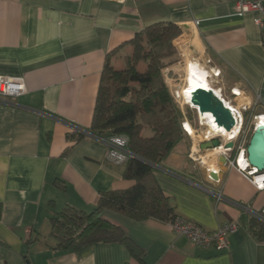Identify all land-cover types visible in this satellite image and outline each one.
<instances>
[{
    "label": "crops",
    "instance_id": "obj_1",
    "mask_svg": "<svg viewBox=\"0 0 264 264\" xmlns=\"http://www.w3.org/2000/svg\"><path fill=\"white\" fill-rule=\"evenodd\" d=\"M237 1L0 0V76L26 82L23 95L0 99V264H264V240L248 225L252 215L234 203L260 210L264 191L227 162L204 158L207 150L192 159L193 141L185 133L154 165V176L176 215L207 232L238 220L228 247L196 245L170 221L137 220L109 209L102 215L123 228L139 255L120 242L62 250L52 235L56 211L67 205L91 211L101 192L134 184L124 175L125 164L106 159L102 143L70 134L75 127L88 131L108 52L148 25L176 23L182 35L193 37L199 62L221 70L227 99L238 87L242 103L252 107L246 117L264 113L259 12L237 15ZM208 168L218 170L220 181L209 179Z\"/></svg>",
    "mask_w": 264,
    "mask_h": 264
},
{
    "label": "trees",
    "instance_id": "obj_2",
    "mask_svg": "<svg viewBox=\"0 0 264 264\" xmlns=\"http://www.w3.org/2000/svg\"><path fill=\"white\" fill-rule=\"evenodd\" d=\"M181 34V28L174 22H156L106 55L87 130L94 136L129 137L128 146L136 157L124 163V175L133 179L134 184L127 189L101 192L91 211L71 205L56 211L51 223L58 249L81 252L94 243L120 242L139 255L138 247L123 228L106 219L103 211L109 209L137 220L171 221L177 217L154 176V165L165 160L184 138L181 127L184 114L162 73L165 59L174 53L173 41ZM127 45L131 51L124 56L123 66L116 67L112 59ZM140 64H145V68L139 69ZM84 135L74 130L70 137L79 139ZM248 225L254 236L264 240L263 220L250 216Z\"/></svg>",
    "mask_w": 264,
    "mask_h": 264
},
{
    "label": "built area",
    "instance_id": "obj_3",
    "mask_svg": "<svg viewBox=\"0 0 264 264\" xmlns=\"http://www.w3.org/2000/svg\"><path fill=\"white\" fill-rule=\"evenodd\" d=\"M259 12V16L256 17L255 23L257 24L261 39L264 44V4L261 0H238L235 5V13L237 15H243L247 12ZM196 23L198 21H195ZM179 39V38H178ZM210 62V61H209ZM204 66V63H203ZM210 69V81L212 79L221 77V70L215 67H209ZM166 73V81L168 79L172 81L170 88L171 95L175 103L182 110L184 117L181 121V127L184 133L189 136L193 141V148L191 151V157L194 160H197L198 155L201 150V143L207 140H212L217 138L220 140V145L212 148L217 150L215 152L214 159L219 161V156L223 155L227 159V163L232 167L236 168L246 179H248L256 188L257 191H264V170H259L256 166H253L247 156V145L250 133L259 126L264 113H253L252 119L249 125H247L246 113L252 108L250 104L238 102L237 99L244 96V93L238 87L230 88V93L232 99H229L232 102L236 109H231L232 115L235 120V125L232 128V139L225 140L222 136L211 135L209 130H202L198 128L194 123L190 121L184 111V107H189L195 109L199 118H201L198 107H192L189 100L192 98V92L184 89V83L180 82V79L168 78ZM26 92V82L23 76L9 77V76H0V99L2 98H17L23 95ZM226 105L227 103L224 102ZM201 120V119H200ZM204 126L202 121L200 122V127ZM76 131H79L83 134L92 136L100 143H102L106 148V159L109 162L116 164H124L128 159L136 157L135 154L129 148V137L125 134H114L110 136H94L89 131L75 127ZM232 141L233 145L227 147V143ZM212 149H207L211 151ZM209 172H215L218 174V170L214 168H208ZM210 180L218 182L219 178H214L211 174H208ZM216 198L218 200L224 199L222 193H216ZM243 212L250 213L252 216L259 218L264 221V206L260 210H253L248 204L241 202H234ZM172 228L179 234L187 237L192 243L196 245H215L219 249L228 247L229 234L233 233L240 227V222L238 220L229 221L227 223L221 224L213 233L207 232L201 225L198 223L187 220L183 217L177 216L170 221Z\"/></svg>",
    "mask_w": 264,
    "mask_h": 264
},
{
    "label": "water",
    "instance_id": "obj_4",
    "mask_svg": "<svg viewBox=\"0 0 264 264\" xmlns=\"http://www.w3.org/2000/svg\"><path fill=\"white\" fill-rule=\"evenodd\" d=\"M192 103L198 107V110L203 115L206 112L211 113L218 125L223 126L227 131H231L235 125V120L231 110L222 101V99L214 93L213 90H205L199 88L193 93L191 98ZM220 145V140L214 138L201 143V149H212ZM233 142L227 143V147H231ZM247 156L249 162L256 166L259 170H264V125L259 126L252 132L249 143L247 145ZM220 162H226L225 156H219ZM211 175L216 178L217 174L212 172Z\"/></svg>",
    "mask_w": 264,
    "mask_h": 264
},
{
    "label": "rangeland",
    "instance_id": "obj_5",
    "mask_svg": "<svg viewBox=\"0 0 264 264\" xmlns=\"http://www.w3.org/2000/svg\"><path fill=\"white\" fill-rule=\"evenodd\" d=\"M178 38H176L173 41L174 53L172 56L165 59L166 66L163 68L162 73H163L165 80H166V73H167L168 78H170V79L173 78V79H178V80L180 79V82L184 83V81H185V84H186L187 83V78H186L187 62L190 59H194V60H197L199 62V60L196 58L199 53L196 50V43H195V41H193L192 36H190L188 34H184V35L181 34ZM130 51H131V48L127 51L121 50L116 55H114L112 61L116 67H120V65L123 64L124 56ZM200 64H202V63L200 62ZM207 65H209V66H207ZM210 66L211 65L209 64V60L204 61V67L206 69L208 68L207 70L209 71V73H210V69H209ZM144 68H145V64H140L139 69L142 70ZM165 82H166L167 86L170 88H172L171 85H174V84H172V81L169 79H168V83H167V81H165ZM212 83L214 85L220 87L223 84V81H222L221 77H219V78L212 79ZM226 92H228V91H226ZM237 100L239 103L242 102L241 98H239ZM184 111H185V114L187 115V117L190 119V121L192 123H194V125H196L198 128L202 129L203 131L208 128L205 125L200 127L201 120H200V118L197 114V111L195 109H191V108L185 106ZM252 116L253 115H250V116L248 115V117H246L247 125L250 124ZM250 136H251V133H250ZM206 156H209V157L211 156L214 158L215 153H211V151H210V152L206 153ZM207 160H208V157H207Z\"/></svg>",
    "mask_w": 264,
    "mask_h": 264
},
{
    "label": "bare ground",
    "instance_id": "obj_6",
    "mask_svg": "<svg viewBox=\"0 0 264 264\" xmlns=\"http://www.w3.org/2000/svg\"><path fill=\"white\" fill-rule=\"evenodd\" d=\"M207 69L197 60L190 59L187 62V70H186L187 83L183 88L187 89V91H191L192 92L191 95H193V93L196 92L199 88H203L208 91L213 90L214 93H216L222 99L223 102L227 103V107L230 110L231 109L235 110L236 106L232 102H230V100L227 99V97L224 95L222 87L216 86L210 81V75ZM189 103H191L192 107H197L192 103L191 100H189ZM200 115H201L200 119L202 121V124L203 125L205 124V126L206 125L209 126V129L208 128L207 129L209 130L211 135L222 136L224 137L225 140L228 141L232 139V131H227L223 126L218 125L215 121L214 116L211 113L206 112L204 115L200 113ZM262 119L263 120H261L260 124L264 125V117ZM217 150L219 149L218 148L216 150L212 149L211 153H215ZM208 152L210 151H206V153ZM206 153L203 154V157L204 156L206 157Z\"/></svg>",
    "mask_w": 264,
    "mask_h": 264
}]
</instances>
